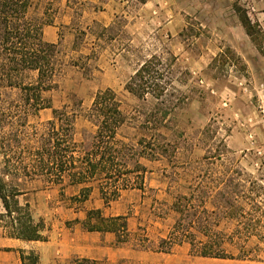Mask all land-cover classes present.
I'll return each instance as SVG.
<instances>
[{"label":"rangeland","instance_id":"374dc122","mask_svg":"<svg viewBox=\"0 0 264 264\" xmlns=\"http://www.w3.org/2000/svg\"><path fill=\"white\" fill-rule=\"evenodd\" d=\"M37 1L39 13L52 21L44 28L45 39L60 40L62 59L58 87L46 95L55 108L81 105L75 138L91 142L95 127L85 113L99 90L112 88L128 115L121 135L137 141L162 133L171 142L165 156L142 159L148 169L143 188H128L145 190L147 205H152L145 212L169 224L162 248L189 243V236L206 240L207 233L214 241L222 238V246L234 255L244 246L250 258L229 259L230 264H264V98L251 75L252 61L264 53V36L259 35L260 52L234 9L237 3L258 21L264 0ZM154 54L164 63L172 99L184 97L170 118L158 123L146 117L156 99H139L125 88L135 69ZM20 96L17 89L0 91V174L7 163L11 174L6 181L27 193L20 200L31 203L37 221L46 206L58 201L84 213L94 205V195L101 197L96 183L47 185L43 176L30 179L8 164V156L16 155V142L2 144L4 133L13 131L6 114L14 109L9 102ZM51 118L52 109L29 116L23 128L26 145L35 142L34 129L42 133ZM157 141L160 146L167 142L160 136ZM23 155L31 162L27 151ZM132 179L140 182L134 175ZM47 187L59 192L41 193ZM135 193L124 200L137 203L141 192ZM178 203L188 205L183 213ZM87 211L85 221L99 224L100 210ZM20 249L30 250L0 228V264H21Z\"/></svg>","mask_w":264,"mask_h":264},{"label":"trees","instance_id":"16d2710c","mask_svg":"<svg viewBox=\"0 0 264 264\" xmlns=\"http://www.w3.org/2000/svg\"><path fill=\"white\" fill-rule=\"evenodd\" d=\"M234 9L246 34L262 51L259 35L264 36V30L260 23L253 21L246 9L237 3ZM51 24V20L39 13L37 0H0V91L17 89L21 93L18 100L9 102L14 109L6 114L7 123L13 131L4 133L2 144L12 140L16 142V155L8 156L7 161L12 164L15 172L23 171L30 179L43 176L47 185L96 183L104 204L109 205L120 197L123 190L143 188L148 169L142 159L165 156L172 144L162 133H153L149 138L143 136L137 141L121 135V129L128 122V115L123 111L121 101L112 88L99 90L85 113L95 127L91 142L86 145L78 141L75 138L76 120L81 105L72 103L55 108L52 98L46 95L58 87L56 77L62 64L60 40L54 44L45 39L44 28ZM125 88L139 99L145 100L147 95L156 99V104L146 117L148 121L157 123L169 119L184 98L180 94L172 99V83L168 80L162 58L156 54L145 59L135 69ZM43 109H52V118L44 124L42 133L34 129L32 137L35 142L26 145L29 142L25 140L27 134L23 128L29 116H38ZM158 136L167 140L165 145L157 144ZM2 147L5 148V145ZM26 151L31 158L29 163L25 162L23 155ZM10 174L6 163L3 175L0 174V228L3 234L12 239L47 240L45 231L50 227L43 218L38 221L35 219L29 201L20 200L25 192L6 181L5 175ZM133 175L140 179L139 183L133 181ZM86 189L89 190L88 187ZM186 206V203L176 204L180 213H183ZM121 218L101 216L99 224H85L90 231L118 232L122 228L118 221ZM205 236L206 240L189 236L191 255L219 259L250 258L244 246H241L238 255H234L222 246V238L217 242L207 233ZM19 253L21 264H41L40 256L34 251L20 249ZM78 264L96 262L81 259Z\"/></svg>","mask_w":264,"mask_h":264},{"label":"crops","instance_id":"0c3cea01","mask_svg":"<svg viewBox=\"0 0 264 264\" xmlns=\"http://www.w3.org/2000/svg\"><path fill=\"white\" fill-rule=\"evenodd\" d=\"M257 18L264 30V11L258 13ZM49 42L58 43V39L51 38ZM257 50L260 51L258 48ZM251 75L254 88L264 98L263 52L258 53L256 59L252 61ZM55 191L58 190L47 187L41 193L48 192V195L53 196ZM137 191L141 192L137 203L124 200L126 196L134 195ZM146 194L147 192L142 189H125L120 197L109 205H105L100 196L94 195V205L87 210H100L104 218L121 216L118 221L122 228L118 232L88 230L85 224L87 210L84 213L72 211L58 201L56 204L46 206L40 213L50 227L45 231L47 240H17L22 242V246L36 252L40 256L41 264H72L71 261L75 259H88L95 261L96 264H230L229 259L191 255L190 244L187 242L175 244L170 250H164L162 242L168 240L170 227L165 218L149 217V213L145 212V210L150 212L152 207L151 204L147 205ZM73 219L78 221L70 222ZM75 263L77 264V262L73 264Z\"/></svg>","mask_w":264,"mask_h":264}]
</instances>
